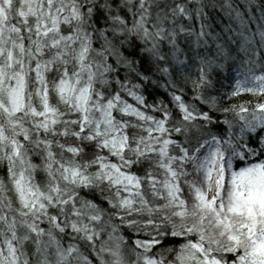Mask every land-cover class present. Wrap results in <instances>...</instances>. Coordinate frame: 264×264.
<instances>
[{"label":"clouds","instance_id":"9594fccd","mask_svg":"<svg viewBox=\"0 0 264 264\" xmlns=\"http://www.w3.org/2000/svg\"><path fill=\"white\" fill-rule=\"evenodd\" d=\"M0 264H264V0H0Z\"/></svg>","mask_w":264,"mask_h":264}]
</instances>
